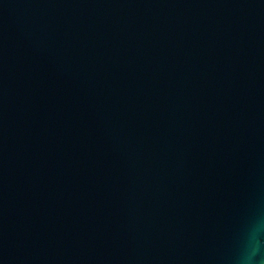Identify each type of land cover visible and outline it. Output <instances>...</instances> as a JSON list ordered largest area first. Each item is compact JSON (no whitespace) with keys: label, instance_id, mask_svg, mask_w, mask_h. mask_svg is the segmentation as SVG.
I'll return each instance as SVG.
<instances>
[{"label":"water","instance_id":"1","mask_svg":"<svg viewBox=\"0 0 264 264\" xmlns=\"http://www.w3.org/2000/svg\"><path fill=\"white\" fill-rule=\"evenodd\" d=\"M264 259V0H0V264Z\"/></svg>","mask_w":264,"mask_h":264},{"label":"clouds","instance_id":"2","mask_svg":"<svg viewBox=\"0 0 264 264\" xmlns=\"http://www.w3.org/2000/svg\"><path fill=\"white\" fill-rule=\"evenodd\" d=\"M260 250L259 241L255 239L252 240L250 251H245V253L241 256V264H251V262L256 257L257 253ZM259 264H264V259H261Z\"/></svg>","mask_w":264,"mask_h":264}]
</instances>
